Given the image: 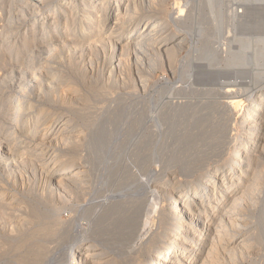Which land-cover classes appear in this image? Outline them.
Returning a JSON list of instances; mask_svg holds the SVG:
<instances>
[{
	"label": "bare ground",
	"instance_id": "6f19581e",
	"mask_svg": "<svg viewBox=\"0 0 264 264\" xmlns=\"http://www.w3.org/2000/svg\"><path fill=\"white\" fill-rule=\"evenodd\" d=\"M11 1L12 0H0V12H2V14L4 15V17H0V21H1V23H0L1 24V26H0V72H1V70L4 72L7 71L4 69L6 68V66H10V64L7 65V63H8L7 60L9 57L11 58V56H13L15 54H17L16 57H19L18 54H20L19 50H16L14 52L12 49L14 47V44L12 43L11 38L14 35L16 36L19 33V32L17 33V31H19L22 26H19L16 29H14L15 28L14 22H16V21L13 20V15L15 13L14 14L12 13L13 8H11V6L13 5V3H11ZM153 1L154 0H152V2ZM221 1L222 0H204L203 3L201 2V4L200 5L198 4V5L200 8H206L207 14H209V18L210 19L212 18L211 19L212 21H216V20H218L217 19L218 17L220 20ZM250 1L253 2V0H243V2H241L237 5L238 7H240L242 9L240 12L237 11L233 7L235 9L234 13H236L235 14L236 20L234 18H231V17L230 18L237 21L236 22L237 23L236 28L239 31L238 35L243 36V34H245V36L247 35L246 37H248V39H251L252 38L251 36L253 34H254V36L258 35L257 37L255 36V38L253 36V39H251V40H254V41H256L255 39H257L260 35L262 36V37H259L260 39L259 38L257 39L256 44L252 43V41L250 42V40H249V42L252 43V45L253 44L255 45V47H253L254 52H252V53L250 51H249L250 53L248 52V49L251 50L250 47H252V46H250V43L247 41H244L242 43L239 42L240 43V45H238L239 50L237 51L235 49L237 52H230V48H229L228 43H224V44L222 43L224 48L219 49V50L217 49L219 52H216V50H213L214 46H213V48L210 47L208 44V41H207V39L209 38L208 37L209 33L207 35V23L208 22H206L205 25L201 26V24L204 23L201 21L202 23L199 22L201 24H199L198 27L196 26V27H193L192 29H190V28H187L186 30L180 29L181 27H185V25H187V24L189 25V23L191 21H193L190 18L191 13L189 12V14H186V11H188V10L192 11V9L194 8V5L190 1L183 2V4L175 1L174 5H173L174 7L172 8L171 11H168V13L166 12L167 14H166V17L163 19V21H161L160 19H156V20H153L151 22L150 21H144L141 24V26L139 27V29H136V32L135 31L131 32L127 29H126L127 32H124L126 25H127V22L132 17V15L137 14L138 8H142L145 4H146L145 5L146 7L147 6L152 7V5H150L151 0H126V4L124 6H123V3H121V2H123V0H113V1L102 0L101 4H99L98 0H68V1L62 0V2L60 4L58 3L59 5L56 6V9H55L54 13L52 14L53 15V18H52L53 20L51 23L52 26L57 25L59 23L58 20L65 18V17H69V18H67V19L65 18V19L67 21H70L71 26H73V27L77 24L81 29L80 32L82 33V36L78 35V36H76V38L70 39L69 41L67 40V42L64 41L65 43H62L60 41L61 38H59V36L57 38V36H56L55 38H57L59 41H57V39H56V41L53 42V40L55 39V38L53 39V36H55V34H56V32L53 30L54 32L51 33L53 35H52V37H50L53 40L49 41L48 40L49 38H48L47 39L48 41L44 42L45 44H43L44 46H42V47L44 49H47L48 50L47 52H49L48 55L46 54V56H48L47 57L48 60H49V58L52 59L53 57H55L57 59L56 54L58 52H56V51L60 48V45H59V48H55V46L60 44L59 42L62 43L61 44L62 46H63V44H66L68 46L70 45L69 47L72 48L71 50H75V49H80V51H86L87 50L89 52L90 51L93 52V54L94 53L96 54L99 51L102 52L103 54H105L109 48L117 50V53H115V56H114L115 59L111 64V67H112L111 71H113V70L117 71L118 68L119 69L123 68V66L125 65V62H124L125 61L124 60L125 55H129L130 54L129 52L133 51L135 54L141 53L142 55H144L145 62H146L145 64H146L148 72L153 73L157 69L158 62L164 61V63L167 64V66L166 65L165 66L169 70V72L170 71H172L174 73L179 72V74L177 73L178 77H179L180 72L182 70L181 69L182 66H180V68L179 67L177 68V67H175V65L177 63L179 52L185 49V50H187V55H189L191 57L193 56V58H190L189 62L187 63L188 68L184 72V77L186 75V77L190 78L193 75L194 79L198 80L199 83L197 81L196 82L198 84H201V85H204V82H206V80H207V83L208 82L217 83L218 81L220 82L219 79L222 78V80H224L225 76H230L229 80L234 79V81H235L237 79H241L244 81L246 79H250L251 77L249 75L252 74V73L249 74L248 76L250 78H248L247 75L244 74V72H242V68L244 67V65L245 66L246 65H248V66L254 65L256 67L255 68L253 67V68L256 70H259V69H257V66L261 67V65L264 64V5H262V4L261 5H258V4L253 5L252 3H249ZM254 1H256V0H254ZM259 1L263 2L264 0H257L256 2L259 3ZM256 2H255V4H256ZM23 4H24V6H22L23 9L26 8L30 11V14L29 13L27 14L25 12V10H26L25 9L24 10L25 14L31 15L35 21V24L37 23L36 21H38L39 19L40 20L46 19V16L44 14L46 13L47 10L45 9V11H44V8L48 7V4H46L44 2V0H32L30 3H23ZM235 4H237V3H235ZM40 5H41V7H40ZM226 6L227 5H225L224 7L226 8ZM6 7H8L9 9L5 10ZM22 7L20 6V8H22ZM199 7H197V8H199ZM227 7L229 9L232 8L229 5ZM187 8H189V9H187ZM215 8H217V11H214ZM240 8H238V9H240ZM153 9H154V7H153ZM195 9H196V5H195ZM227 11H225V12H227ZM229 11L231 12V10H229ZM229 11H228V13H229ZM13 12H15V11L13 10ZM48 12H50V11H48ZM16 13L18 14V12H16ZM69 14L70 15L72 14V15L69 16ZM211 14H212V17H211ZM19 15H20V13H19ZM230 15H231V13H229L228 16H230ZM23 16H24V14H23ZM225 17H227L226 14H225ZM25 18L24 19L22 18L23 23H25L28 19V18L27 19H25ZM225 19H224V21H226L225 23L230 22L229 19H226V20ZM227 20H229V21H227ZM63 21H65V20H63ZM16 23H19V22H16ZM193 23H194V21H193ZM217 23H220V22H217ZM29 24H27V25H29ZM51 24H50V26H51ZM168 24H171L173 27L176 26L179 29L177 30L176 33H168L167 34L166 32H163V29ZM10 25H11V28H9ZM43 25H44V22H43ZM43 25L41 24V26H43ZM220 25L221 24H219L218 26H220ZM228 25H230V23ZM204 26H206V27H204ZM218 26H215V27L217 28ZM25 27H26V25H25ZM224 27H226V26L224 25L223 29H224ZM229 27H231V25ZM226 28H228V27H226ZM226 28L224 29L225 30L224 32H226ZM35 29H33L32 31L30 30L31 31V39L35 38V35H36ZM219 29H220V27L217 29L218 32H219ZM229 30H227V31H229ZM209 32H210V30H209ZM211 33H212V31H211ZM215 33H217V32L215 31ZM233 33H234V31H233ZM247 33L252 34V35L248 36L249 34H247ZM219 34L221 35V32L218 33V36H219ZM42 35L43 36L45 35V29L42 30ZM71 35H73V34H71ZM214 36H216V35H214ZM214 36L212 34V37H214ZM224 37L225 36H223V38ZM219 38H220V36H219ZM41 40H43V38L39 39L38 41H41ZM225 40H226V37H225ZM227 40H229V39L227 38ZM232 41H233V38H232ZM40 46H39V49H43ZM220 46H222V45L220 44ZM69 47H66V48L68 49ZM231 48H232V46H231ZM233 49L234 48H232V50ZM65 51L68 52L67 50H65ZM102 53H100V54H102ZM43 55L45 56V54H43ZM222 55H223L222 59L225 60L226 64H229L231 67L234 65H237V64L243 65V66H240V67H242L240 70L241 73L238 72L240 68L236 69L238 73L234 72L235 70L232 71V73L234 72L232 75H229V74H231V73H229L230 70L227 72V70L225 71L223 69L225 71L224 72L225 74H226V72L229 73L226 75L223 73H220L222 71L217 72L218 70L217 71L213 70V67L216 66L215 63L218 62V59ZM24 56H29L28 58L31 59L30 61H27L25 63L28 66L27 65H25V66L32 67L31 64L33 65L34 62L33 63H31V62L33 61L34 53L32 52L31 54H29V55L26 54ZM137 56H136V58H137ZM25 58H27V57H24L23 59H25ZM23 59H22V61H23ZM45 59H46V57H45ZM47 59L44 61H47ZM198 59L203 60L204 63L201 64L200 66L198 65L199 67H197V68L195 66H193V67H195V69H197V71L195 70L196 74L192 73V75H191L190 73L193 70V69L191 70V68H192L191 65ZM25 61H26V59H25ZM134 61H135V56H134ZM138 61L139 60H137V62ZM180 61H181V59H180ZM15 64L16 63H14V65ZM177 65H178V63H177ZM36 66H38V65H36ZM14 67H18V66H14ZM14 67H13V69H14ZM43 67H44V65H43ZM19 68L24 70L23 67H18V69L17 68H15V69L20 70ZM246 68H247V66H246ZM250 68H252V67H250ZM36 69H38V68H36ZM254 69H253V71H254ZM22 70H21V72H22ZM43 70H44V68H43ZM247 70H250V69L247 68L246 72H247ZM263 70H264V68H262L261 71H263ZM24 71H23V75H25ZM147 71H146V73H147ZM15 72H16V70H15ZM17 72L19 73V71H17ZM34 74L36 75L37 73H34ZM18 75H16V76L18 78H20V76H18ZM28 75L31 77L33 74H31V75L28 74ZM8 76H9V74L7 75V78L6 77L5 78L0 77L1 78L0 79V96L3 94L2 92L5 88V87H3L4 86L3 83L5 82L6 86L8 85L6 82V80L9 79ZM16 76H15V78H16ZM47 76H50V74ZM180 76H182V75H180ZM256 76H257V79H256ZM256 76H255V79H253L255 81L252 80L254 83L256 81L260 82L262 79H264V75L262 76V73H260V72L257 73ZM23 77L26 78V75ZM28 77H27V79H28ZM193 77H191L190 81H192ZM35 79H36V77H35ZM37 79H36V82H37ZM52 79H54V77ZM11 80L13 82V79H11ZM21 80L22 79H20L18 81L21 82ZM23 80H24V78H23ZM144 80H145V78H144ZM227 80H228V78H227ZM50 81L54 82L53 80H50ZM167 81H168L167 78H165L164 83H166ZM190 81L188 82L189 86H191ZM12 82H11V84H12ZM52 82H50V83H52ZM193 82H195V81H193ZM200 82H203V83H200ZM17 83H19V82H17ZM17 83H15V84L19 85ZM240 83H241V81H240ZM11 84H10V86H11ZM32 84H33V82H32ZM217 84H215V85H217ZM221 84H224V86L222 85L224 90L221 91V94H220L221 97L220 98L226 99L225 101H222L220 103V102H217L216 100L215 101L208 100L209 98H207V95L212 94V91L206 92L207 91L206 90L204 93H200V92L196 91V93H199L198 95L196 94V99L193 97L190 98V99L197 100L196 102H193V103H191V102H177L176 103L175 102L176 104L174 105L175 109L173 107V113H177V116H174V119H175V117H177V119H175V120H172V119L170 120V119H165V118L160 119V117H159V119L157 118V119H155V121L153 120L155 125H156L155 128H159L160 126H162V124H165L166 125L165 129L167 131L165 134H167V135L170 133H171L170 135L173 134L174 135V144H175V142L179 143V148H178V146H176L177 147L176 150H178V152L174 151V152H171L169 154V152H170L169 151L168 154L175 156V154H172V153L176 152V156L175 157L172 156L173 158H175V159H172L173 162H175L174 166H176L180 169V170H178V172H180V174H182V176L184 175L186 179H178L176 177H173V178H168L167 180L163 181L162 183L156 182L157 180L154 182L153 181V179H155L154 175L151 174L148 170H146V172H145V169H144L145 168L144 167V160H145V164H146L147 158L145 159L144 155L142 157L138 154L137 157L138 156L139 157L138 158L136 157L138 160L136 161L135 167L138 168V171H139L138 173H140V171L141 172L143 171L145 177H144V179L143 178H136V181H135V179L132 180L134 178V174L132 173L133 176H131L132 177L131 180L136 182V184L134 182H133L134 183L133 184L132 181L130 180V178L128 180L127 170H123L124 167H122V166H120V167L116 166L117 165L116 159H118V158H116V155H119L116 153H120V152H118V151L116 152L115 149L112 148L115 145V142L111 147L112 149H114V151H115L114 153H112L113 150L111 148L110 149L108 148L109 145L112 144L113 142L111 143V140H110L111 138L109 139L106 136L105 129L107 127L104 128V122H102V119H101L100 121L102 123L99 122L98 125L93 128L91 134H89V137L86 139V141H87V144L93 149V151L98 150L99 152H104V153H105V151H109L108 154L110 153V155L107 158V160H112L111 161L112 163L111 162L106 163L107 162L106 160H105L106 162H104L105 163L104 164L105 169L108 170V175L105 176V178L103 177L104 175L102 176L103 180H99L100 183L97 184L96 189L98 190L99 187L103 189V185H104V187H108L107 184H109L110 188L109 187L108 188H109V190L111 189V192H113L114 195L107 189L112 195H108V196L106 195L105 197L103 196V198L101 196L102 199L100 200V202L97 201L98 204H96V205L98 206V210H99V208H101V211L100 210L97 211V209L96 208L95 209L98 212V214H100V217H99V219L96 218V220H99V221H95V222L93 221V223H95L97 226H93L94 225L93 223H92L93 224L92 226L94 228L95 227L97 228V231L99 232L98 238H94L95 236L94 237L92 236L94 239L91 240V238H90V240L87 241L84 237H81V236L76 237L75 239H73L75 242H74V246H72V249L68 250L67 252H65V251L64 252L62 251L63 253L61 252L62 257H61V254L59 255L57 253H56L57 254L56 256L48 257V255L46 256V254L34 251V254L38 253L37 258L35 259V264H58V263L60 264L61 260H63V261H61V264H245L246 262L248 264H264V205L263 206L261 205L262 209L259 207L260 212H258V208H257V210L254 209V211H253V214H255L257 212L256 217L258 220L257 222L255 221L256 223L254 222L255 223L254 228L249 229L248 226H249L250 219L243 218V217H245V215H243L244 209L251 211L252 208H254L257 205V202L258 203L264 202V200L261 199L259 201V199H258V196L260 194L261 195L264 194V192L263 193L261 192L264 188V186H263V183H264V92H260V93L257 92L256 93L252 90V88L250 91V88H247V89L245 88L246 85L244 83L239 84L236 82H234V83L232 82L229 84H226V83H221ZM255 84H254V86H255ZM193 85L194 84H192V86ZM201 85H199L200 88L204 87V86L201 87ZM206 85H208V84H206ZM258 85H260V84H258ZM26 86H29V85H26ZM212 86L213 85L211 84V86H209V87H212ZM249 86L251 87V85H249ZM13 87H15L13 90L18 91V92L21 89L20 86L19 87L13 86ZM219 87H221V86H219ZM10 88L11 87H9V89ZM27 88L28 87H26V89ZM36 88H39V87H36ZM1 89H3V90H1ZM24 89H25V87H24ZM28 89H30V88H28ZM50 89H52V88H50ZM188 89H189V87H188ZM247 90H249V92ZM254 90H255V88H254ZM39 91H40V89H39ZM73 91H75V89H73ZM20 92H21V90H20ZM22 93H24V91ZM35 93L38 94L37 91ZM4 95H5V93H4ZM199 95H202V99H199L201 97V96L199 97ZM212 95H214V94H212ZM245 95H248L251 98V102L249 103L250 107L248 106L249 110L246 111L245 114H243V113H241V110H242L241 103L242 102H241L240 98L245 96ZM12 96H14V97L10 96V98H9L10 99L9 108L7 107V109L3 110L0 113V115H1L0 116L1 117L0 118L1 119L0 124H3V120H4V118H6V120H8V122H11V124L14 123L12 129H14V128H17V129L16 130L14 129L13 131H11L12 129L7 128L5 133L0 134V150L7 149L6 151L9 153L8 146L10 144H12L9 142V139H11L10 136H12V135L15 136L13 139L14 140L13 145L18 146V145H20V142H19V138L16 135H19V132H20V134L24 133V135L23 134L22 135L25 138H27V140H29V142L36 143L37 147L35 146L36 148L35 149L33 148L35 151L34 153L30 152V153L25 154L24 155L25 157H23V158L21 157L20 160L22 162L29 163V165L34 166L35 163H37L36 161H42L43 166H44V171L48 174V176L50 178L53 177L54 179H56L55 182H56L57 186L68 185V183H71V184L76 185L80 191H84L86 188L85 187L86 180L83 179V172L81 171V169L79 167H77L73 170H69L71 165L62 164V162L59 160V156L57 154V152H58L57 149H54L53 152L51 151L52 145L57 147V145H60V144H68L70 142L78 141L79 138H78L76 132L73 133L72 131H70L69 119H67V117H65L58 124L57 123L56 124H53V123L52 124H48V123L46 124V122H43V119L46 118V111L40 109V111H38L36 113V118L34 120L33 119H32V121L28 120V117H26L27 115L23 114V111L25 109H23V107H22V104H24V103H21L22 99L18 96V94H17V96H18L17 98H15L16 97L15 94ZM45 96H46V94H45ZM217 96H218V94H217ZM188 97H189V95H188ZM37 98H39V97H37ZM46 98H48V97H46ZM213 99H215V98H213ZM80 100H79V103H80ZM2 101H1V103H2ZM117 101H119V100H117ZM3 103H2V105H3ZM137 103H134V104H137ZM2 105H0V107H2ZM122 106H123V104H122ZM120 107H121V105H120ZM27 108H28V106H27ZM30 108H31V106H30ZM168 108H167V110H168ZM131 109H129V110H131ZM137 109H139V108H137ZM119 110L121 111V108L118 109L117 111L119 112ZM237 110L239 111L240 114H237L236 117L232 118V116H233L232 111H236V113H238ZM117 111H115V112H117ZM125 111L127 112L126 109H125ZM146 113H147V111H146ZM113 114H114V112H113ZM119 114H120V112H119ZM130 114L134 115L135 111H134V113L132 112ZM168 114H169V112H168ZM109 115H111V114H109ZM144 115H145V112H144ZM170 115H172V114H170ZM100 116H101V114H100ZM127 116H131V115L128 114ZM137 116H139V115H137ZM137 116H136V119H137ZM162 116H163V114H162ZM114 117H117V116L114 115ZM114 117L112 115L111 118H109L110 121L109 120L108 121L111 122V120H113V119L115 120ZM119 117H118V119H119ZM168 117H172V116H168ZM227 117H229L230 119H227ZM79 118H81V117H79ZM104 118H106V117H104ZM104 118H103V120H105ZM97 119H98V117H97ZM121 119H119V120H121ZM133 119H132V121H133ZM229 120H231L233 122L231 125L229 124ZM147 122H145V123H147ZM115 123H117V122L115 121ZM132 123L134 124V122H132ZM136 123L140 124L141 122L136 121L135 124ZM107 124H109V123H107ZM143 124H144V121H143ZM143 124L139 125V127L136 128L137 130L136 131L134 130V131L136 133L140 132L142 129L141 126L143 127ZM29 125H30V128L27 127ZM91 125L93 126L94 123H92ZM111 125H114V124H111ZM123 125H124V123H123ZM42 126H43V129H42L43 132L41 131V133H39L40 132L39 129L42 128ZM114 126L116 127V125H114ZM181 126H183L184 128H182ZM128 128H130V127H128ZM133 128L134 127L132 126V129ZM232 128H233V130H236L237 132L234 134L233 139H230V141H228L229 133H230V131H232ZM0 129H3V128H0ZM132 129H130V130L132 131ZM146 129L147 128H145V130ZM111 130H110V132H111ZM162 130L159 133H161ZM150 131H148V132H150ZM181 131H184V132H181ZM0 132H2V130H0ZM135 132L133 134L134 137H135ZM152 133H153V131H152ZM163 133H164V131H163ZM219 133H220V137L218 136ZM129 134H130V132H129ZM138 134H140V133H138ZM126 135L129 136L128 134H126ZM150 136H148V137H150ZM131 137H133V136H131ZM170 137H172V136H170ZM223 137H224V139L225 138L227 139V141L224 142V144L231 142V143H229L230 145L228 144L229 147L227 148L228 149L227 154L225 153L226 152L225 148H223L224 146L223 147L220 146V144L222 142L220 143L219 138L221 139ZM125 138L127 141V137H125ZM151 138H152V136L150 137V139ZM117 140H119V139H117ZM145 140H148V139H145ZM145 140L143 139V140H140V142H139L138 147H139L140 151L142 148L146 149L145 147L148 146V148H149V147H152L153 145L156 144V142L153 141L154 139L152 141H150V140L145 141ZM156 140H157V138H156ZM120 142L122 143L123 141L120 140ZM134 142L132 141V144H134ZM172 143H173V141H172ZM172 143H171V145H172ZM124 144H125V142H124ZM163 145H165V144H163ZM121 146H123V145L121 144ZM169 147H171V146H169ZM172 147H173V145H172ZM117 148H119V147H117ZM125 149L126 148L124 146V151H125ZM93 151H91V153ZM120 151H121V147H120ZM140 151H138V152L140 153ZM2 152H3V150H2ZM21 152L22 151H20V153ZM8 153H7V155H8ZM98 153L93 152L91 154L90 159H92V161L97 159L100 156ZM122 153H123V151H122ZM125 153L126 152H124V154ZM4 154H5V152H4ZM135 154H136V151H135ZM7 155H5V156H7ZM15 155H16V153H15ZM85 155H87V154H85ZM128 155L130 156L129 153H128ZM151 155H152V153H151ZM169 155L167 157H169ZM1 156H3V155L1 154ZM124 156L126 157V154ZM129 156H128V159H129ZM145 156H147V155H145ZM9 157H11V158L13 157V155L11 156V152H10ZM134 158H135V156H134ZM152 158H155V156H152ZM211 158H215V160H212L211 162L207 163V161H209L208 159H211ZM86 160H88V159H86ZM134 160L132 159L133 162H134ZM100 161L103 162V160H100ZM100 161L97 162V160H95V162L97 164L101 165ZM73 162H74V159L68 161V163H73ZM95 162H92V163H95ZM164 163H165V161H164ZM170 163H171V161H170ZM11 164H12V162H11ZM122 164L124 166V162ZM84 166L86 167V163L84 164ZM89 166L93 167L94 165L90 164ZM169 166H171V165L168 164V167ZM92 167H88L90 169V171L93 170ZM102 167H103V165H102ZM102 167H101V169L104 170V168H102ZM125 167H127V169H128V165H126ZM91 168H92V170H91ZM117 168H119L121 170L119 171V169H117ZM55 170H59V171L56 173ZM94 170H93V172L96 171V170L95 171ZM40 171H43V170H41V168H40ZM45 172H42V173H45ZM227 174H230L228 176L229 179H227ZM92 175H94V173ZM101 175H102V173H101ZM135 176L141 177L140 174H139V176H137V175H135ZM119 177H121L120 180H119ZM248 178H250V179L247 180ZM49 181L52 182L54 180H49ZM119 181H121L120 182L121 184L119 183L120 185L116 186L115 184L118 183ZM246 181H247V183H246ZM92 182H93V180H92ZM245 183H246V185H245ZM150 185L154 186V187L152 186L153 190H151V191L149 189ZM43 186H45V185L43 184ZM143 186H144L143 189H146L147 193H151L150 196L155 195L156 198L153 196L152 197L155 200L158 199L160 201L158 206L156 204H152V205L157 206L156 209L154 208L155 210L153 209L154 211L149 210V207H150L149 205H148L149 207H146V210H147V208H148V210L144 211V209H142V208L143 207L145 208V206L142 205L143 203H141V200L137 201L136 203L133 201H128V202L123 201L124 197L125 198L129 197V199H130V196H136V195H132V194L130 195L129 194V196L126 195L123 197L124 193L128 192V190H130L131 188H134V189L137 188L140 192L142 190ZM52 187H53V185H52ZM54 188H55V186H54ZM220 188H223V190H221V192H220L221 194L218 197H216L217 193H219L218 191L220 190ZM102 189H100V193L98 194L99 197H100V194L103 195L102 192L105 188L103 190ZM101 190H102V192H101ZM1 192H3V191H1ZM104 192L106 193V190ZM130 192H128V193H130ZM139 192H137V193H139ZM159 192H162V194H163L162 197L159 195ZM50 193H51V191H50ZM140 193H142V192H140ZM96 195H95L94 199H96L98 197ZM143 195H144V193H143ZM143 195H142V197H143ZM10 196H8L7 194L6 195H4L2 193L0 194V216H2V215L3 216L4 215L9 216L10 214L12 215L13 210L16 209V207L14 208V206H13L14 200ZM150 196H147V199ZM82 198H83V196H82ZM82 198H81V200H82ZM169 198H171L173 200L172 204L169 203ZM261 198H263V197L261 196ZM158 200H157V202H158ZM63 201H65L64 198H63ZM60 202H62V201H60ZM146 202H148V200ZM105 203L107 206L105 205ZM151 203H152V201H151ZM93 204H95V202H93ZM88 205H89V202H88ZM18 207H21V206H18ZM90 207H92V205ZM90 207L88 206L89 209H91ZM93 207H95V205ZM93 207H92V210L94 211ZM151 207H153V206H151ZM257 207H258V205H257ZM59 208H58V210H60ZM78 208H79V206H78ZM53 209H54V207H52V210ZM86 209L87 208H85V206H83V208H81L80 217L82 218V220L83 219L86 220L87 212H88V218H89L90 213H91V216L95 215L97 213V212L95 213V211H94V213L93 212L89 213V210L88 209L86 210ZM54 210H53V212H54ZM47 211H48V209H47ZM49 211L51 212V209H49ZM49 211L47 212L48 214H49ZM78 211H77V213H78ZM57 214H58V212H57ZM57 214L55 213V216ZM33 215H35V214H33ZM74 215H72V216H74ZM77 215L78 214H76V216ZM5 216H4V219L7 220V218H5ZM31 216H29V218ZM57 216L55 218L58 220ZM50 217L51 216H48V218H50ZM83 217H85V218H83ZM256 217H255V219H256ZM34 218H36V216L35 217L33 216V219ZM88 218H87V220H89ZM19 219H21V218H19ZM50 219H52V218H50ZM36 220H37V218H36ZM47 220L49 221V219H47ZM72 220H73V218H72ZM72 220H70V221H72ZM74 220H77V218ZM92 220H94V219L92 218ZM10 221H12V220H10ZM89 221H91V220H89ZM29 222L30 221H28L27 219L22 218L21 222H20L21 223L20 226L21 225L26 226L25 224L29 223ZM45 222H46V220L44 221V223ZM91 222H89L91 229L87 228L89 231L88 233H90V230H93L91 227ZM58 223H59V220H58ZM50 224L52 225V220H51ZM80 224L81 223L79 220V225ZM8 225H10V223ZM61 225L62 224H60V226ZM65 225H66V223H65ZM85 225H87V222H85ZM76 227H77V225H76ZM61 230L63 231V229H61ZM64 230H65V232L67 231L66 227ZM80 230H82V228ZM72 231H73V229H72ZM38 232H40V231H38ZM53 232H54V229H53ZM61 233H64V231ZM40 235H41V233H40ZM42 235H43V233H42ZM53 235H51V236H53ZM80 235H81V233H80ZM48 237H50V236H48ZM132 240H134L135 242H133ZM66 242H68V241H66ZM131 242H133V243L131 244ZM62 249H63V247H62ZM58 250H59V247H58ZM21 257H23V256H21Z\"/></svg>",
	"mask_w": 264,
	"mask_h": 264
},
{
	"label": "rangeland",
	"instance_id": "374dc122",
	"mask_svg": "<svg viewBox=\"0 0 264 264\" xmlns=\"http://www.w3.org/2000/svg\"><path fill=\"white\" fill-rule=\"evenodd\" d=\"M12 1H11V3H13V5L11 6V8H13L12 9V13L13 14L15 13L13 15V20L16 21V22H19V23L14 22L15 28L14 27L13 28L16 29L17 27L22 26L20 28V30L17 31V33L18 32L19 33L16 36L14 35L11 38L12 43L14 44V47L12 49H13L14 52L16 50H19L20 54H18L19 57H16L17 54H15V53H14L15 55L12 54L13 56H11V58L9 57L8 60H7L8 61L7 65L10 64V66H6L5 65L6 68L4 70H7V71L4 72V71L1 70V72H0V77L1 78H5V77L7 78V75L9 74V76H8L9 79L6 80V82H7V84L9 86L7 85L8 86L7 87L6 86V83L4 82L3 83L4 84L3 87H5V88H4V90L1 89V90H3V92H2L3 94L0 96V100L1 101L3 100L2 103L3 102L4 103L2 105V103L0 101V105H2V107H0V113L3 110L7 109V107L9 108V101H10L9 98H10V96L11 97H14L12 95L15 94V96H16L15 98H17L19 96L22 99L21 100V103H24V104H22V107H23V109H25L23 111V114L24 115H27L26 117H28V120H31V121H32V119L34 120L36 118V113L38 111H40V109L46 111V118L43 119V122H46V124L47 123L48 124H52V123L53 124H56V123L58 124V123H60L62 121L63 118L67 117V119H69L70 131H72L73 133L76 132V134H77V136L79 138L78 139L79 142L76 141V142H70L68 144H60V145H57V147L52 145L51 151L53 152L54 149H57V151H58L57 154H58L59 160L62 162V164L71 165V167L69 168V170H73V169H75L77 167H79L81 169V171L83 172V179L86 180V182H85L86 183L85 184V187H86L85 190L86 191L85 190L84 191H80L79 188H77L76 185L71 184V183H68V185H59V186H57V184L55 182L56 179H54L53 177L50 178L48 176V174L44 171V166H43V162L42 161H36L38 164L35 163V165H34L35 167L29 165V163L22 162L20 160L21 157L22 158L25 157L24 155L27 154V153H30V152L31 153H34L35 152L34 149L37 147V145H36V143L29 142V140H27V138H25L23 136L24 133H21L20 134V132H19V135H16V136L19 138L20 145L15 146V145H13L14 144V140L13 139H14L15 136L14 135H12L13 137L10 136L11 139H9V142L12 143V144H10L8 146L9 153L6 151L7 149H5V150L2 149L3 152H2V150H0V179H1L0 180V194L1 193L4 194V195L7 194L8 196L11 195L10 197L14 200L13 206H14V208L16 207V209L13 210L12 215L11 214L9 215L10 217L7 214L6 215L8 217L4 215L5 218H7L8 221L4 219V216L3 215H2L3 217L0 216V264H32V263L35 264V259L37 258V254L38 253L37 254H34V251H37V252H41L43 254H46V256L48 255V257H50V256L51 257L52 256H56L57 254H59V255L61 254V257H62V253L64 251L67 252L68 250L72 249V246H74V242H75L73 239H75L76 237H80V236L81 237H84L87 241L90 240V238H91V240L94 239V238H98L99 232L97 231V228L96 227L95 228L93 227V226H97L95 223H93V221L94 222L95 221H99V220H96V218L99 219V217H100V214H98L97 211H99V210L101 211V208H99V210H98V206L96 205V204H98L97 201L100 202V200L103 198V196L105 197L106 195L107 196L108 195H112V194L114 195V193L111 192V189L109 190V188H110L109 187V184H107L109 188L108 187H104V185H103V189L105 188L104 190L102 188H100V187H99L98 190L96 189L97 184L100 183L99 180H103V177L105 178V176L108 175V170L105 169V165H104L105 163L104 162L107 161L106 163H110L112 161V160H107V158L110 155V153L108 154L109 151H105V153L104 152H99L98 150L97 151L96 150L93 151V149L87 144V141H86V139L89 137V134H91L93 128L95 126H97L99 122L100 123L104 122V128L107 127L105 129L106 136L109 139L111 138L110 139L111 140V143L113 142L112 144L109 145L108 148L110 149L112 147V145L114 144V142H115V145L112 148H114L116 152L117 151L120 152V153H116V154H119V155H116V158H118V159H116L117 160V162H116L117 165L116 166H119V167L122 166V167H124L123 170H127V172H128V174H127L128 175V180H129V178H130V180L132 179L131 176H133V174H134V178L132 180L135 179V181H136V178H143L144 179V177H145L143 171L142 172L140 171V173H138L139 172L138 171V168L135 167L136 166V161L138 160L137 158L139 157V156L137 157L138 154L140 156H142V157L144 155V158L145 159L147 158L146 159L147 160L146 161V164H145V160H144V167H145L144 169H145V172H146V170H148L151 174L154 175V178H155V179H153L154 182L157 180L156 182L162 183L163 181L167 180L168 178H173V177H176L178 179H186L184 175L182 176V174H180V172H178V170H180V169L178 167L174 166L175 165V162H173L172 159H175L173 157L176 156V152L175 153H172V154H175V156L174 155H169L171 152H174V151H177L178 152V150H176V148H177L176 146H178V148H179V143L175 142V144H174V135L173 134L172 135H170L171 133L168 134V135L165 134L167 132L166 129H165L166 128V125L165 124H162V126H160L159 128H155V126H156L155 123H154L155 119H157V118L159 119V117H160V119H163V118L170 119V120L171 119L172 120L177 119V117H175V119H174V116H177V113H173V107L175 109V106L174 105L177 102H191V103L196 102L197 101V100H195L196 99V94L197 95L199 94V93H196V91H198L200 93H204L206 90H207L206 92L212 91V94H214V95H212V94L207 95V98H209L208 100H210V101H212V100L215 101L216 100L217 102H220V103L222 101H225L226 99L220 98L221 97V95H220L221 94V91L224 90V88H223L224 84H221V83H226V84H229V83H232V82L233 83L236 82V83H239V84H243L244 83L247 86V87L245 86V88L246 89L247 88H250V91H251V88H252V90L254 92H256V93L257 92H259V93L260 92H264V79H262L260 82H257L256 81L257 82V83L255 82L256 84L253 82V81H255L253 79H255V76H256L257 73L260 72V73H262V76L264 75V70L261 71L262 68H264V64H262L261 67L260 66H257V69H259V70L254 69L256 67L254 65H251V66L250 65L249 66L246 65L247 68L250 69V70H247V72H246V69L247 68H246L245 65L242 68L240 66H243V65L237 64V65H234V66L231 67L229 64H226L225 60L222 59L223 55L220 56V58L218 59V62L215 63L216 66L213 67V70H216V71L218 70L217 72L222 71L220 73H223V74H225L224 72L226 70H227V72L230 70L229 73H231V74H229L227 72H226V74L232 75L234 72H237L236 69H239V68L240 69H239L238 72L241 73L240 70L242 68V72H244V74H246L248 78L251 77L252 79L250 78V79H246L244 81L241 80V79H237L238 81L237 80L234 81V79L233 80L232 79L229 80L230 79L229 78L230 76H225L224 77V80H222V78H221V79H219L220 82L218 81L221 85L217 81L216 82L219 85L217 83H215V82H212V83L211 82H208L207 83V80H206V82L203 81L204 82V85L198 84L199 83L198 80L194 79V77L192 75V73L193 74H196L195 70L197 71V69H195V67L197 68L201 64L204 63L203 60H199L198 59V60H196L193 63L194 65L193 64L191 65V67H192L191 70L192 69L193 70H192V72L190 74L192 75L191 77H193V78H192V81H190L191 80V77L188 78V77H186V75L184 77V72L188 68L187 67V63L189 62V59L190 58H193V56L191 57V56L187 55V50H185V49L179 52L178 59H177L178 65H177V63L175 65V67H177V68L178 67L180 68V66H182L181 67L182 70L180 72V75H182V76L179 75V77L177 76L179 74V72H175V73L172 72V71L169 72V70L166 68L167 64H165L164 61L158 62L157 69L153 73L148 72L147 71L146 64H145L146 62H145L144 55H142L141 53L135 54L133 51L129 52L130 53L129 55H125V57H126V58L124 57L125 65L123 66V68H121V69L118 68L117 71L116 70L111 71L112 70L111 64H112V62L115 59L114 56H115V53H117V50H114V49H110L109 48L106 51L105 54H103L100 51L97 52L96 54L95 53L93 54V52L90 51L92 53L91 54L87 50L86 51H80V49L71 50L72 48L69 47L70 45L69 46L66 45V44H63V46L61 45L62 43L67 42V40L69 41L70 39L76 38V36H78V35L79 36H82V33L80 32L81 31L80 27L77 24L73 27V26H71V22L66 20L69 17H65L66 19L65 18H62V19L58 20L59 23L57 25H55V26H52V24H51L52 23V20H53L52 19L53 18V15L52 14L54 13V11L56 9V6L59 5L62 2V0H44V2L46 4H48V7H45L44 8V11H45V9L47 10L46 13L44 14L46 16V19H44V20H40L39 19L38 21H36L37 22L36 24H35V21H34L33 17L31 15H27L28 13L30 14V11L28 9H26V8L23 9V7H22V6H24L23 3H30L32 0H12ZM111 1H113V0H111ZM175 1L180 2L182 4H183V2L190 1L194 5V8L192 9V11H189V10L186 11V14H189V12L191 13L190 18L194 21V23H193V21H191L189 23V25L187 24V25H185V27H181L180 29H184V30H186L187 28L192 29L193 27H196V26L198 27L199 24H201L202 22H204V23H202L201 26L202 25H205V23L208 22L207 23V35L209 33V35H208L209 38L207 39V41H208V44H209L210 47L213 48V46H214L215 49L213 48V50H216V52H219L218 51L219 49L224 48V46H223L224 43H228L229 48H230V52H237L239 50L238 49L239 48L238 45H240V43H242L244 41L249 42V40H250V42L252 41V43H255L256 44L257 39L259 37H262L260 35L257 39H255L256 41H254V40H251V39H253L254 34L252 35V34L247 33V34H249L248 36H251L252 35L251 36L252 37L251 39H248V37H246L247 35L245 36V34H243V36L245 38L243 36H241V35H238L239 31L236 28V24H237L236 22L237 21H235L236 20V18H235V14L236 13H234V10L236 9L239 12L242 10L237 5L239 3H241V2H243V0H222L221 1V8H220V10H221L220 20H219V17L217 18L219 21L218 20L212 21L211 20L212 18L210 19L209 18V14H207V9L206 8H200L199 7V5L201 4V2L203 3L204 0H154L153 2L151 0L150 5H152V7H150V6H147L146 7L145 6L146 4H145L142 8H138L137 14L136 15H132V17L127 22V25H126L125 30L127 29V30H129L131 32H134V31L136 32V29H139V27L141 26V24L144 21H150L151 22V21L156 20V19H160L161 21H163V19L166 17V14L168 13V11H171L172 8L174 7L173 5H174V2ZM256 1L253 0L254 3L251 2V1L249 3H252L253 5H257V4L258 5H261V4L264 5V1L263 2L259 1V3L256 2ZM98 2H99V4H101L102 0H98ZM255 2H256V4H255ZM121 3H123V6H124L126 4V0H123V2H121ZM235 3H237V4H235ZM224 4L227 5V6L229 5L232 8L229 9L227 6L225 8L224 7L225 6ZM195 5H196V9H195ZM20 6L22 8H20ZM40 7H41V5H40ZM153 7H154V9H153ZM197 7H199V8H197ZM238 8H240V9H238ZM7 9H9V8L6 7L5 10H7ZM187 9H189V8H187ZM13 10L15 12H13ZM24 10H25V12L27 14H25ZM227 10L228 11L231 10V12L229 11V13H231L230 16H228L229 13H228ZM48 11H50V12H48ZM214 11H217V8H215ZM225 11H227V12H225ZM16 12H18V14ZM19 13H20V15H19ZM224 13L226 14V16L228 18L225 17V14ZM23 14H24V16H23ZM71 15L69 14V16H71ZM0 17H4V15L2 14V12H0ZM211 17H212V14H211ZM230 17L231 18H234L235 20L231 19ZM22 18L23 19L24 18L25 19L28 18V19H27V21L25 23H23V19ZM225 18L226 19H229L230 22L225 23L226 22V21H224ZM63 20H65V21H63ZM229 20H227V21H229ZM43 22H44V25H43ZM199 22H201V23H199ZM217 22H220V23H217ZM0 23H1V21H0ZM229 23H230L231 27H229L230 26V25H228ZM27 24H29V25H27ZM41 24L43 26H41ZM50 24H51V26H50ZM219 24H221V25L218 26ZM223 24L226 27H228V28L224 27V29L226 28V32L227 33L224 32L225 30L223 29V26H224ZM25 25H26V27H25ZM0 26H1V24H0ZM215 26H218V27L216 28ZM175 27L176 26L173 27L171 24H168L163 29V32H166L167 34L168 33H176L179 28L176 27L177 28L176 29ZM204 27H206V26H204ZM219 27H220L219 32H221V35L219 34L220 38L218 36V33L219 32L217 30ZM9 28H11V25L9 26ZM33 29L36 30V35H35V38L31 39V31ZM43 29H45V35L44 36L42 35V30ZM53 30L56 32L55 36H53V39L56 36H57V38L59 36V38H61L60 41L62 43L59 42L60 44H58L57 46H55V48H59V45H60V48L56 51V52H58L56 54L57 59L55 57H53L52 59L49 58V60H48L47 59L48 56H46V54L48 55L49 52H47L48 50L47 49H44L42 46H44L43 45V44H45L44 42H46L48 40L49 41L50 40H53L52 38H50L53 35V34H51L52 32H54ZM125 30H124V32H127V30L126 31ZM209 30H210V32H209ZM227 30H229V31H227ZM211 31H212V33H211ZM215 31L217 33H215ZM233 31H234V33H233ZM71 34H73V35H71ZM212 34H213V36L214 35H216V36L212 37ZM223 36L226 37V40H225V37L223 38ZM255 36L257 37L258 35H255ZM255 36H254V38H255ZM41 38H43V40H41L42 42L41 41H38ZM57 38H55L53 40V42L56 41ZM227 38L229 40H227ZM232 38H233V41H232ZM57 41H59V40L57 39ZM252 43H250V46H252V47H250V49L252 51L248 49V52L250 51L251 53L254 52V48L253 47H255V45L254 44L252 45ZM220 44L222 46H220ZM39 46L41 48H43V49H39ZM231 46H232V48H234L233 50H232ZM66 47H69V48L67 49ZM65 50H67L68 52H66ZM32 52L34 53V58H33V61L31 63L34 62L35 64L34 63H33V65L31 64L32 67H27L28 65L25 64V63L27 61H30L31 59L28 58L29 56H24V55H26V54L29 55ZM100 53H102V54H100ZM43 54H45V56ZM134 56H135V61L136 62H137V60H139L137 63L134 61ZM136 56H137V58H136ZM24 57H27V58H25L26 61H25V59H23ZM45 57H46L47 61H44V60H46ZM22 59H23V61H22ZM180 59H181V61H180ZM14 63H16V64L14 65ZM25 65H27V66H25ZM36 65H38V66H36ZM43 65H44V67H43ZM12 66L13 67L14 66L23 67L24 70L25 69L26 70L24 71V70H22L20 68H19L20 70H17L18 67H14V69L17 68V69H15L16 70V72H15V70L13 69ZM193 66H195V67H193ZM42 67L44 68V70H43ZM250 67H252V68L254 67L253 68L254 71ZM36 68H38V69H36ZM21 70H22V72H21ZM17 71H19V73ZM23 71H24V73L26 75V78L23 77V76H25V75H23ZM146 71H147V73H146ZM232 71H234V72L232 73ZM34 73H37V74L35 75ZM28 74H30V75L33 74L32 75L33 77L31 76L33 79ZM49 74H50V76H47ZM249 74H251V75H249ZM16 75L20 76V78H18ZM15 76H16V78H15ZM27 77H28V79H27ZM35 77H36V79L38 78L37 79V82H36ZM53 77H54V79H52ZM226 77L228 78V80H227ZM23 78H24V80H23ZM144 78H145V80H144ZM165 78H167V80H168L166 83H164V79ZM11 79H13V82H12ZM20 79H22L21 82L18 81ZM256 79H257V76H256ZM50 80H53L54 82H52ZM189 81L191 83V86H192V84H194L192 87L189 86V84H188ZM193 81H195V82H193ZM240 81H241V83H240ZM11 82H12V84H11ZM17 82H19V83H17ZM32 82H33V84H32ZM50 82H52V83H50ZM203 82H200V83H203ZM15 83H17L19 85H16ZM10 84H11V86H10ZM206 84H208V85H206ZM211 84L213 86L212 87H209V86H211ZM215 84H217V85H215ZM254 84H255V86H254ZM258 84H260V85H258ZM12 85L13 86H18V87L20 86L21 92H20V90H19V92L13 90L15 87H13ZM26 85H29V86H26ZM199 85H201V87L204 86L205 88L204 87L200 88ZM249 85H251V87ZM219 86H221V87H219ZM9 87H11V88L9 89ZM24 87H25V89H26V87H28L30 89L27 88L25 90ZM36 87H39V88H36ZM188 87H189V89H188ZM50 88H52L53 90L50 89ZM254 88H255V90H254ZM39 89H40V91H39ZM73 89H75L76 92L73 91ZM22 90L24 91V93H22L23 92ZM36 91H37L38 94L35 93ZM247 91L249 92V90H247ZM4 93H5V95H4ZM17 94H18V96H17ZM45 94H46V96H45ZM217 94H218V96L219 95L220 96L218 97ZM188 95H189V97H188ZM37 97H39V98H37ZM46 97H48V98H46ZM192 97L195 98V99H190ZM199 97H198L199 99H202V95H199ZM213 98H215V99H213ZM79 100H80V103H79ZM117 100H119V101H117ZM240 100L242 102L241 103V105H242L241 113L245 114V112L249 110V107H250L249 103L251 102V98L248 95H245V96L241 97ZM134 103H137L138 105L137 104H134ZM122 104H123V106H122ZM120 105H121V107H120ZM27 106H28L29 109L27 108ZM30 106H31V108H30ZM116 107L118 109L121 108V111L122 112L119 110L120 114L117 111L118 109ZM137 108H139V109H137ZM167 108H168L169 111L167 110ZM125 109L127 110V112L128 111L129 112L127 113L125 111ZM129 109H131V110H129ZM164 110L165 111L167 110V111L165 112ZM115 111H117V112H115ZM134 111H135V114H134L135 116L132 115V114H130L132 112L134 113ZM146 111H147V113H146ZM113 112H114V114H113ZM144 112H145V115H144ZM168 112H169V114H168ZM237 112L238 113H236V111H232V115H233L232 118L233 117H236L237 114H240L238 110H237ZM100 114H101V116H100ZM109 114H111V115H109ZM128 114L131 115V116H127ZM162 114H163V116H162ZM170 114H172V115H170ZM112 115H113V117H114V115L117 116V117H114L115 120L113 119V120H111V122H109L110 121L109 118H111ZM137 115H139L140 117L137 116ZM136 116H137V119H136ZM168 116H172V117H168ZM79 117H81V118H79ZM97 117H98V119H97ZM104 117H106V118H104ZM118 117H119V119H121V118L122 119L119 120ZM103 118L105 120H103ZM101 119H102V122L100 121ZM132 119H133V121H132ZM227 119H230V118L227 117ZM142 120L144 121V124H143V121ZM0 121H1V119H0ZM115 121L117 123H115ZM136 121L141 122V123L140 124H137V123L135 124ZM132 122H134V124ZM145 122H147V123H145ZM92 123H94L93 126L91 125ZM107 123H109V124H107ZM123 123H124V125H123ZM232 123L233 122L231 120H229V124L231 125ZM3 124H0V128H3V129H0V130H2V132H0V134L5 133L6 130H7V128L12 129L14 123L11 124V122H8V120H6V118H4ZM111 124L116 125V127L117 126L118 127L120 126V127L119 128L118 127L116 128L114 125H111ZM142 124H143V127L141 126V128L144 131L141 129L140 132H137L136 133L135 132L137 130L136 128L139 127V125H142ZM131 125L134 127L133 129H132V126ZM27 127L30 128V125L27 126ZM128 127H130V128H128ZM148 127L149 128L151 127V128L149 129ZM181 127L184 128L183 126H181ZM145 128H147V129L145 130ZM14 129L16 130L17 128H14ZM14 129H12L11 131H13ZM42 129H43V126H42V128L39 129L40 130L39 133H41ZM130 129H132L133 132ZM110 130H111V132H110ZM161 130H162V132L159 133ZM148 131H150V132H148ZM152 131H153V133H152ZM163 131H164V133H163ZM129 132H130V134H129ZM134 132H135V137L133 135ZM181 132H184V131H181ZM236 132L237 131L236 130H233V128H232V131H230V133H229L228 141H230V139H233L234 134ZM138 133H140V134H138ZM126 134H128L129 136H127ZM130 135L133 136V137H131ZM147 135L148 136L151 135L152 138L150 139L151 136L148 137ZM124 136L127 137V141H126V138ZM170 136H172V137H170ZM218 136L220 137V133L218 134ZM156 138H157V140H156ZM117 139H119V140H117ZM143 139L144 140L145 139H148L150 141H152L154 139L153 141L156 142V144H155L156 146L153 145L152 147H149V148L147 146V147H145L146 149H143L142 148L143 150L141 149V151H140L138 145H139L140 140H143ZM120 140L123 141V142L121 143ZM148 140H145V141H148ZM132 141L133 142L135 141L134 144H132ZM172 141H173V143H172ZM219 141H220V143L222 142L220 144V146H222V147L224 146L223 148H225V151H226L225 153L227 154L228 153V149L227 148L229 147V145H230L229 143H231V142H228V143H225L224 144V142L227 141V139L226 138L224 139V137L221 138V139L219 138ZM124 142H125V144H124ZM171 143H172L173 147H172ZM121 144L123 146H121ZM163 144H165V145H163ZM124 146L126 148L125 151H124ZM167 146L168 147L171 146V147L168 148ZM117 147H119V148H117ZM120 147H121V151H120ZM114 149H112L113 150L112 153L115 152ZM20 151H22V152L24 151V152L23 153L21 152L22 153L21 154ZM91 151L97 152V153L99 152L98 154L100 156L97 159H95V160H97V162H99L100 160H103V162L100 161L101 165L100 164H97L95 162V160L92 161V159H90L91 158V154L93 153V152L91 153ZM122 151H123V153H122ZM135 151H136V154H135ZM138 151H140V153ZM4 152H5V154H4ZM6 152L8 153L9 156H10V152H11V156L13 155L14 158L13 157L12 158L9 157ZM124 152H126L125 154H126V157L127 158L124 156L125 155ZM168 152H169V154H168ZM15 153H16V155H15ZM128 153L130 154V156L128 155ZM151 153H152V155H151ZM1 154L3 156H1ZM85 154H87V155H85ZM5 155H7V156H5ZM145 155H147V156H145ZM168 155H169V157H167ZM128 156H129V159H128ZM134 156H135V158H134ZM152 156H155V158H152ZM72 159H74V162L73 163H68V161L69 160H72ZM86 159H88V160H86ZM132 159L133 160L135 159L134 162L132 161ZM208 160L209 161H207V163L211 162L212 160H215V158H211V159H208ZM91 161L92 162H95V163H92ZM164 161H165V163H164ZM170 161H171L172 164L170 163ZM11 162H12V164H11ZM84 162L86 163V167L84 166V164H85ZM123 162H124V166L122 164ZM89 163L91 165L93 164L94 166L93 167L92 166H89L90 165ZM168 164L171 165V166L168 167ZM102 165H103V167H102ZM126 165H128V169H127V167H125ZM39 167L43 171H40V168ZM88 167H92L93 170L96 168L95 169L96 171L94 170L95 172H93L92 168H91L92 171H90V169ZM101 167L104 168V170L101 169ZM117 169H119V168H117ZM120 170L121 169H119V171ZM58 171L59 170H55L56 173ZM42 172H45V173H42ZM92 172L94 173V175H92L93 174ZM101 173H102V175H101ZM139 174L141 175V177L139 176ZM135 175H137L139 177H136ZM229 175L230 174H227V179H229L228 178ZM120 179H121V177H119V180ZM249 179L250 178H248L247 180H249ZM49 180H54V181L50 182ZM92 180H93V182H92ZM135 181H132V183L134 182L136 184ZM120 182L121 181H119L115 185L116 186L120 185L121 184ZM246 183H247V181H246ZM246 183H245V185H246ZM43 184L45 186H43ZM52 185H53V187H52ZM54 186H55V188H54ZM152 186L151 185L149 186L150 191L153 190V187L154 186L153 187ZM263 186H264V183H263ZM143 188H144V186L142 187V190L140 191L142 193H140L137 188L136 189L131 188L130 190H128V192H130L131 190L132 191L130 193H128V192L124 193L125 195L123 194V197L126 196V195L129 196V194L130 195L131 194L132 195H136V196H130V199H129V197H127V198L124 197L123 201L124 202H126V201L127 202L128 201H133V202L136 203L137 201H140L141 200V203H143L142 205L145 206V208L142 206L143 207L142 209H144V211L146 210V207H149V206L150 207L153 206L151 208L149 207V210L154 211L156 209V207L159 205L160 201L157 199L158 200V202H157V200H155L153 198V197L156 198V196L155 195H152L153 197L150 196L151 193H147L146 189H143ZM100 189L103 190V192L101 190V192L103 193V195L100 194V197H99L98 194L100 193ZM93 190L94 191L96 190V191L94 192ZM105 190H106V193L104 192ZM221 190H223V188H220V190L218 191L219 193H217V196L216 197H218L221 194L220 193ZM1 191H3V192H1ZM50 191H51V193H50ZM136 191L139 192V193H137ZM84 192L85 193L87 192V193L85 194ZM261 192L262 193L264 192V188H263V190ZM143 193H144V195H143ZM81 195L83 196V198H82ZM95 195L98 196L96 199H94ZM142 195H143V197H142ZM159 195L162 197V195H163L162 192H159ZM260 195L258 196L259 201L261 199L264 200L263 199L264 198V196H263L264 194L261 195L263 198H261ZM101 196H102V198H101ZM147 196H150V197H148V199H147ZM63 198H64L65 201H63ZM81 198H82V200H81ZM144 199L145 200L147 199L148 202H146L147 200L145 201ZM60 201H62V202H60ZM151 201H152V203H151ZM88 202H89V205H88ZM93 202H95V204H93ZM172 202H173V200L171 198H169V203L172 204ZM261 203L262 202H260V203L257 202L258 207L256 205L254 208H252L251 211H248L247 209H244L243 215H245V217H243V218L250 219L249 226H248L249 229L254 228L255 223L258 221L257 220V217H256L257 212L255 214H253V211H254V209L257 210V208H258V212H260V208L262 209V206L264 205L263 204L264 202L262 204ZM152 204H156L157 206L156 205H152ZM87 205L89 207L91 205H92V207L95 205V207H93V209H94L95 213L96 212L97 213L95 215H92L91 216V213L90 212H93L94 213V211L92 210V207H90L91 209H89ZM105 205H106V203H105ZM18 206H21V207H18ZM78 206H79V208H78ZM83 206H85V208H87L89 210V213H90L89 218H88V212H87L86 220L88 218L92 222L89 221V220L86 221L85 219L82 220V218L80 217L81 208H83ZM52 207H54V209L56 210L55 211L53 209L56 214L58 212V214H57L58 216L57 215L56 216H57V218L59 220V223H58V220L55 218L56 216H55V213L52 210ZM58 208L60 210H58ZM95 208L97 209V211H96ZM47 209H48V211H49V209H51V212L49 211V214L47 213L48 212ZM147 210H148V208H147ZM77 211H78V213H77ZM33 214H35V215H33ZM76 214H78V215L76 216ZM72 215H74V216H72ZM29 216H31L32 218L31 217L29 218ZM33 216L34 217L36 216L37 220H36V218H34L35 219L34 220L33 219ZM48 216H51L50 218H52V219L48 218ZM91 217L94 220H92ZM255 217H256V219H255ZM19 218H21V219L22 218L23 219L24 218L27 219L28 221H30L29 222L30 224L29 223H26L25 224L26 226H24V225H21L20 226L21 219H19ZM72 218H73V220L77 218V220H74L73 221ZM83 218H85V217H83ZM47 219H49V221ZM10 220H12V221H10ZM45 220H46V222L44 223ZM51 220H52V225L50 224L51 223ZM70 220H72V221H70ZM79 220H80V223H81L80 225H79ZM88 221L91 222V227L93 229V230H90V233H88L89 231L87 229V228L91 229L90 228V224H89ZM8 222L10 223V225H8L9 224ZM85 222H87V225H85ZM65 223H66V225H65ZM60 224H62V225L60 226ZM76 225H77V227H76ZM65 227H66V230H67L66 232L67 233L64 230ZM81 228H82V230H80ZM53 229H54V232H53ZM61 229H63L64 233H61V232H63ZM72 229H73V231H72ZM38 231H40V232H38ZM40 233H41V235H40ZM42 233H43V235H42ZM80 233H81V235H80ZM94 233L95 234L97 233L96 234L97 236ZM51 235H53V236H51ZM48 236H50V237H48ZM92 236L93 237L95 236V237L93 238ZM66 241H68V242H66ZM132 241L135 242L134 240H132ZM133 242H131V244ZM58 247H59V250H58ZM62 247H63V249H62ZM21 256H23V257H21ZM61 261H63V260H61ZM61 261H60V264H61ZM245 264H248V263L246 262Z\"/></svg>",
	"mask_w": 264,
	"mask_h": 264
}]
</instances>
